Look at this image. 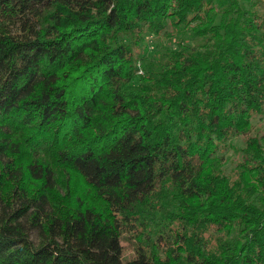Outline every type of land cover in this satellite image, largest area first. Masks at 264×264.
<instances>
[{
	"label": "trees",
	"instance_id": "16d2710c",
	"mask_svg": "<svg viewBox=\"0 0 264 264\" xmlns=\"http://www.w3.org/2000/svg\"><path fill=\"white\" fill-rule=\"evenodd\" d=\"M0 264H264V0H0Z\"/></svg>",
	"mask_w": 264,
	"mask_h": 264
},
{
	"label": "rangeland",
	"instance_id": "374dc122",
	"mask_svg": "<svg viewBox=\"0 0 264 264\" xmlns=\"http://www.w3.org/2000/svg\"><path fill=\"white\" fill-rule=\"evenodd\" d=\"M122 245H123V251H124V255L127 257H130V255H132V249L128 246V243L126 241H122Z\"/></svg>",
	"mask_w": 264,
	"mask_h": 264
}]
</instances>
